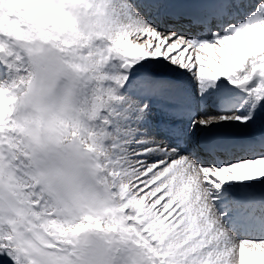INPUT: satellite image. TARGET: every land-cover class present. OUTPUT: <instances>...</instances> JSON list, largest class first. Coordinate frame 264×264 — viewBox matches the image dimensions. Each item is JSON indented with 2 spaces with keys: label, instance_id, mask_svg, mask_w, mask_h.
Masks as SVG:
<instances>
[{
  "label": "snow or ice",
  "instance_id": "obj_1",
  "mask_svg": "<svg viewBox=\"0 0 264 264\" xmlns=\"http://www.w3.org/2000/svg\"><path fill=\"white\" fill-rule=\"evenodd\" d=\"M4 3L15 6L0 9L10 123L30 87L17 40L38 0ZM105 11V28L68 50L89 79L98 134L127 155L118 171L132 180L119 186V204L87 206L47 246L74 250V234L94 230L113 264H264V0H105ZM201 98L216 108L243 100L244 112L196 115ZM228 121L248 133L205 131ZM30 254L0 235V264H27Z\"/></svg>",
  "mask_w": 264,
  "mask_h": 264
},
{
  "label": "clouds",
  "instance_id": "obj_2",
  "mask_svg": "<svg viewBox=\"0 0 264 264\" xmlns=\"http://www.w3.org/2000/svg\"><path fill=\"white\" fill-rule=\"evenodd\" d=\"M58 3L38 0L18 36L30 87L12 106L10 123L0 105V235L30 248L27 264H113L116 254L102 257L104 238L94 230L74 234V250L47 246L87 206L119 204V186L132 180L118 171L127 155L98 134L89 79L68 50L105 28V0ZM14 7L0 4L5 12Z\"/></svg>",
  "mask_w": 264,
  "mask_h": 264
},
{
  "label": "bare ground",
  "instance_id": "obj_3",
  "mask_svg": "<svg viewBox=\"0 0 264 264\" xmlns=\"http://www.w3.org/2000/svg\"><path fill=\"white\" fill-rule=\"evenodd\" d=\"M205 103H206V105H207V114H215V113H217V112H220L219 110H217L216 108H214L213 107V105H212V103L214 104L215 102L213 101V100H211V99H209V100H205ZM242 106V108H243V105H241ZM224 111H229L230 112V110H224ZM230 122V121H229ZM229 124V123H228ZM236 124H237V122H236ZM225 125H226V122H225ZM221 130V129H220ZM219 130V131H220ZM219 131H216L215 133H219ZM237 132V131H236ZM237 133H239V134H247L246 132H243V133H241V132H237Z\"/></svg>",
  "mask_w": 264,
  "mask_h": 264
},
{
  "label": "rangeland",
  "instance_id": "obj_4",
  "mask_svg": "<svg viewBox=\"0 0 264 264\" xmlns=\"http://www.w3.org/2000/svg\"><path fill=\"white\" fill-rule=\"evenodd\" d=\"M235 109H236V111L237 110H239L241 113H243L244 112V110H243V108H242V106L241 105H236L235 106ZM229 123V124H228ZM231 124V125H230ZM222 125H225V122L223 123V124H221V126ZM226 125H228V126H232V125H236V126H239L240 128H242V129H244V130H248V128L246 127V126H244V125H240L238 122H237V124H236V122H232V121H228V122H226ZM215 126V125H214ZM213 127V126H212ZM235 131H237V132H241V131H239V130H237V129H235ZM243 133V132H242Z\"/></svg>",
  "mask_w": 264,
  "mask_h": 264
}]
</instances>
